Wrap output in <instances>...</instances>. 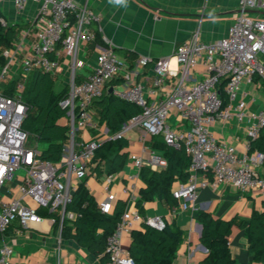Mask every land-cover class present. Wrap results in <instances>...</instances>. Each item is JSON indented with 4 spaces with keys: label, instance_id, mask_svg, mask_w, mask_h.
I'll return each instance as SVG.
<instances>
[{
    "label": "built area",
    "instance_id": "2783aa9c",
    "mask_svg": "<svg viewBox=\"0 0 264 264\" xmlns=\"http://www.w3.org/2000/svg\"><path fill=\"white\" fill-rule=\"evenodd\" d=\"M13 2L19 13L29 3L36 4L40 24L36 40L21 60L22 73L13 96L7 94L6 87L14 71L15 57L24 50V43L19 44L14 52L9 49L3 51L8 61L0 69V190L17 170L22 169L25 174L18 186L20 196L4 203L0 210V233H5L15 221L20 227H31L43 220L37 208L25 202L26 198L39 207L53 212L58 210L61 220L75 218V213L67 211V205L73 201L79 182L90 173L96 152L103 143L92 139L77 145L76 131L91 122V108L95 101L105 95L111 80L123 72L127 80L136 74L111 47L97 54L94 71L87 80L77 82L74 73L68 93L61 102L69 117L70 142L64 146L59 162L41 159V151L30 143L31 134L23 128L29 110L23 101L25 77L35 70L62 73L64 66L59 58L61 52L72 60L75 70L82 44L97 39L92 25L102 18L86 4H79L76 0ZM238 4L239 14L225 37L207 42L196 32L170 56L157 59L140 57V65L153 66L156 74L154 88L148 90L143 83L133 82L115 92L117 97L139 106L141 112L124 123L121 132L114 138L124 136L132 127H140L145 134L160 137L169 146H184L190 155L189 177L172 191L182 210L192 208L199 191L210 185H233L243 192H264V176L261 173L264 153L252 149L253 140L261 135L264 128V110L257 114L248 113L244 99L246 94L240 98L243 81H251L254 76H258L264 83V17L250 15L252 10H264V0H238ZM198 66L204 70L201 79L194 78L192 73ZM169 76L174 78L171 96L150 102L148 94L156 98L159 87ZM173 112L187 119L189 127H174L169 122ZM234 119L238 122L247 119L249 122L244 150L241 152L233 144L216 139L211 131L215 122ZM130 160L138 169L146 164L158 170L168 166L167 159L155 150L148 162L136 154H131ZM135 178L130 177L125 192L136 191ZM111 180L112 175H108L107 182ZM106 189H109L108 186ZM107 203L99 206L103 213H108ZM143 221L138 211L126 210L122 214L114 231L107 237V264H135L123 240ZM146 221L157 228L165 226L159 216ZM13 254L12 245H2L0 264H10Z\"/></svg>",
    "mask_w": 264,
    "mask_h": 264
},
{
    "label": "crops",
    "instance_id": "0c3cea01",
    "mask_svg": "<svg viewBox=\"0 0 264 264\" xmlns=\"http://www.w3.org/2000/svg\"><path fill=\"white\" fill-rule=\"evenodd\" d=\"M79 4L87 5L94 13L101 16V21L92 25L93 30L99 35L94 42L83 43L77 56L78 64L75 70L72 60L63 52L60 60L64 66L62 73L53 74L56 79L55 89L61 91L70 85L72 75L75 73L77 82L87 80L93 73L96 65L97 54L105 48H113L117 55L125 60L131 70V80L125 78V72L111 80L106 88V94L114 93L122 89L127 83H143L148 90L154 88L155 71L151 64L142 66L138 63L140 57L157 59L170 56L176 48L191 39L199 32L202 40L207 42L216 41L227 35L230 25L239 14L238 0H76ZM0 11L4 16V23L16 26L17 36L11 48L16 51L17 46L24 43V50L15 57L14 71L10 74V81L21 77V60L31 44L36 40L38 21V7L29 3L23 12H18L13 0H0ZM250 15L255 18L264 17V10H252ZM97 35V36H98ZM133 55V56H132ZM136 57H135V56ZM5 57V56H4ZM6 62L8 58L5 57ZM264 61V56H263ZM0 61V69L5 65ZM33 72L25 77L26 83ZM194 78H203L204 70L198 66L193 70ZM10 83V82H9ZM174 86V78L169 76L159 87L156 98L148 94L150 102L166 99L171 96ZM244 96L247 103V112L257 114L264 110V83L258 76L242 83L240 98ZM116 95V94H115ZM225 96V93L222 92ZM92 120L84 128H80L75 134L77 145L92 139L101 140L103 143L115 140L114 135L101 122V108L98 101L91 108ZM61 123L69 124V117L60 120ZM169 122L176 128L189 127L187 119L173 112ZM249 122L232 120L229 122L217 121L211 126L213 136L218 140L227 141L241 152L244 150L246 128ZM71 128L69 140L71 139ZM124 137L129 144L120 152H128L129 158L124 168L108 173L104 161H94L91 164L90 173L79 182H85V187L90 195L94 197L98 206L107 203L108 214L113 213L119 201L127 202L128 211L139 212L137 203L140 190L145 187L138 169L130 160L131 154L141 156L145 162L149 161L156 141L155 136L145 134L142 128L132 127L126 131ZM42 152L47 144L32 142ZM66 143V144H67ZM102 143V144H103ZM43 144V149L39 145ZM99 165V170L95 168ZM153 169V168H152ZM158 170V169H153ZM100 171V172H99ZM264 176V164L261 167ZM108 175H112L110 183L107 182ZM23 175L15 176L11 180L12 186L6 187V182L0 190V210L4 203L14 197H19L18 186L22 183ZM135 176L137 189L133 193L125 192L130 183V177ZM186 182V181H184ZM183 183L176 179L172 191ZM108 186L109 189H106ZM110 191V193H109ZM177 200V199H176ZM25 202L37 208V212L43 217L40 223L31 227H20L17 221L10 228L1 233L0 247L4 244L12 245L14 254L10 264H107L100 257H96L88 249L80 246L73 238H63L61 227L55 228L54 217L47 213L53 211L37 206L30 198ZM144 212L140 213L144 220L161 217L171 230H181L183 240L179 244L173 260V264H198L207 254V249L201 244L200 237L202 225L196 219L195 211H209L215 217L226 221L236 219L229 236L230 256L239 263L264 264L249 251V239L247 224L254 211L264 212V192H243L233 185H210L199 191L197 201L188 210H182L180 202L170 208L164 199L155 197L143 204ZM59 215V211H54ZM72 219V218H71ZM142 230V223L138 224L135 231ZM133 232L123 240L124 246L130 250L133 242Z\"/></svg>",
    "mask_w": 264,
    "mask_h": 264
},
{
    "label": "trees",
    "instance_id": "16d2710c",
    "mask_svg": "<svg viewBox=\"0 0 264 264\" xmlns=\"http://www.w3.org/2000/svg\"><path fill=\"white\" fill-rule=\"evenodd\" d=\"M3 19L4 16L0 11V61L5 64L3 51L12 47L17 31L15 25L5 24ZM18 79L10 81L7 85L8 95H14ZM55 83L53 74L33 71L23 93V101L29 107L23 128L31 134L32 142L47 144L39 157L57 163L61 160L63 148L69 140L70 126L60 122L67 116V109L61 105V102L67 95L69 86L56 91ZM97 101L101 108V122L106 124L113 135L121 132L124 123L141 112L139 106L117 97L114 93L106 94ZM128 144L124 136L106 141L98 148L94 161H104L108 173L117 172L124 168L128 161L129 153L120 152ZM153 148L159 150L167 159L168 166L161 170H153L149 166L142 168L141 176L145 187L140 190V197L137 200L140 213L144 212L142 204L153 200L156 196L164 199L170 208H174L177 200L172 193L173 184L176 179L184 182L189 177L191 157L184 146L181 148L169 146L162 138L156 137ZM252 149L264 153V128L261 135L253 140ZM99 168L98 165L95 169L99 170ZM84 184L85 182L78 186L73 201L66 208L68 212L75 213V218L61 220L54 212L47 215L54 217L56 229L61 225L63 238L75 239L80 246L100 257L103 262H107V237L114 231L126 211L127 202L119 201L113 213H103ZM195 216L202 225L201 244L207 249L206 256L198 264H244L233 259L229 251V236L236 219L226 221L204 210H196ZM133 234L129 251L135 264H173L176 250L183 240L181 230H171L167 224L163 228H157L146 220L142 222V230L133 231ZM247 234L250 253L264 262V212L254 211L247 224Z\"/></svg>",
    "mask_w": 264,
    "mask_h": 264
},
{
    "label": "rangeland",
    "instance_id": "374dc122",
    "mask_svg": "<svg viewBox=\"0 0 264 264\" xmlns=\"http://www.w3.org/2000/svg\"><path fill=\"white\" fill-rule=\"evenodd\" d=\"M119 57H121V55H119ZM5 84H3L2 86H4ZM43 147H44V145L43 144H40L39 145V148L40 149H43ZM23 175V174H25V171L24 170H22V169H19V170H17L16 172H15V176H18V175ZM12 186V182L11 181H7L6 182V187H11Z\"/></svg>",
    "mask_w": 264,
    "mask_h": 264
}]
</instances>
